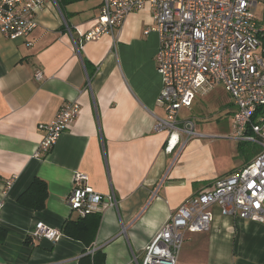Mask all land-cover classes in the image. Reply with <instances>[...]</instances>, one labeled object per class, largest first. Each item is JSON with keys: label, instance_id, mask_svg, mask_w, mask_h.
<instances>
[{"label": "crops", "instance_id": "1", "mask_svg": "<svg viewBox=\"0 0 264 264\" xmlns=\"http://www.w3.org/2000/svg\"><path fill=\"white\" fill-rule=\"evenodd\" d=\"M100 7L101 0H49L26 39L0 34V264H141L184 201L259 152L232 138L234 106L229 98L219 107L215 97L204 122L180 118L194 121L203 137L167 147V134L154 131L165 114L157 103L158 37L145 33L150 12L128 15L113 37L85 42L80 35L96 25ZM71 102L79 115L36 156L44 125ZM76 174L103 197L113 195L115 205L103 202L85 217L70 211ZM35 179L47 189L41 210L35 195L24 196ZM209 210L210 228L185 233L177 264H264V223ZM40 222L59 231L56 242L31 236Z\"/></svg>", "mask_w": 264, "mask_h": 264}, {"label": "built area", "instance_id": "2", "mask_svg": "<svg viewBox=\"0 0 264 264\" xmlns=\"http://www.w3.org/2000/svg\"><path fill=\"white\" fill-rule=\"evenodd\" d=\"M48 1L0 0V34L26 39ZM259 4L264 0H101L96 25L80 35L85 42L113 37L128 15L148 9L153 25L145 33L158 37L155 63L162 86L157 103L165 114L155 119L154 131L167 134V147L174 141L172 149L203 137L194 121L180 120L179 113L191 107L196 94L221 85L234 106L232 138L259 147L249 164L184 201L146 246L141 264H177L185 233L207 231L214 205L223 216L264 223V14L257 19L253 12ZM36 77H41L39 71ZM79 113L77 102L61 107L44 125L46 135L36 156L48 153ZM87 180L83 174L74 176L67 197L70 211L85 217L99 213L103 202L115 205L113 195L96 193ZM11 185L7 182L6 188ZM31 236L54 243L60 233L40 222Z\"/></svg>", "mask_w": 264, "mask_h": 264}, {"label": "rangeland", "instance_id": "3", "mask_svg": "<svg viewBox=\"0 0 264 264\" xmlns=\"http://www.w3.org/2000/svg\"><path fill=\"white\" fill-rule=\"evenodd\" d=\"M253 12H254L257 19H262L263 14H264V5L259 4L258 7L256 9H254ZM196 97L197 98H196L195 103L193 104L191 110L187 113L188 110L182 109L180 112L179 118L189 116L194 121L200 120L199 123L204 122L202 119L210 117L209 115L211 114L210 112L213 108L211 106L212 101L208 97H215V99L218 101L219 107H220V103H225L230 98L229 94L227 92H225L224 88L221 85L214 86V88L211 91H209L208 94H205V95L196 94ZM199 97H207V98L200 100ZM216 116H217V114H216ZM216 116H214V118ZM226 121L227 120L224 119L223 126L226 125ZM247 145L249 146L250 151H253V150L259 151L258 150L259 147L256 144L247 143ZM246 151L247 150L245 149V152Z\"/></svg>", "mask_w": 264, "mask_h": 264}, {"label": "trees", "instance_id": "4", "mask_svg": "<svg viewBox=\"0 0 264 264\" xmlns=\"http://www.w3.org/2000/svg\"><path fill=\"white\" fill-rule=\"evenodd\" d=\"M26 195H29V196L35 195L37 197V202L34 203L35 204L34 205L35 210L43 209L44 202L47 198V189H46L45 183L39 179H35L31 183V186L29 187V189L24 194L25 197H26ZM0 239H1V237H0Z\"/></svg>", "mask_w": 264, "mask_h": 264}, {"label": "flooded vegetation", "instance_id": "5", "mask_svg": "<svg viewBox=\"0 0 264 264\" xmlns=\"http://www.w3.org/2000/svg\"><path fill=\"white\" fill-rule=\"evenodd\" d=\"M260 43H261V48L264 49V38L261 39Z\"/></svg>", "mask_w": 264, "mask_h": 264}]
</instances>
